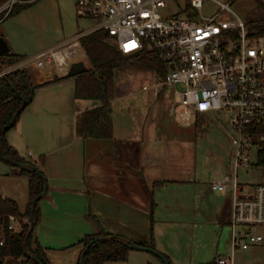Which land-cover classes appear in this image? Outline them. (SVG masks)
Wrapping results in <instances>:
<instances>
[{
	"label": "crops",
	"instance_id": "obj_1",
	"mask_svg": "<svg viewBox=\"0 0 264 264\" xmlns=\"http://www.w3.org/2000/svg\"><path fill=\"white\" fill-rule=\"evenodd\" d=\"M57 50L41 58V63H30L34 57L13 66L34 69V84L42 86L35 89L31 103L6 133L9 145L20 157L38 166L40 158H44L41 170L47 187L39 202L40 221L34 235L45 249L49 263L78 264L82 250L79 242L101 229L135 244L152 242L154 249L171 263L163 238L169 224L186 222L178 217L179 199L184 195L189 199V213H201L211 224L221 222L223 208L218 196L223 197L228 205V223L229 197L215 194L209 186L222 174L207 179L200 174L195 161L187 157L189 164L184 165L185 153L178 146L173 147L168 126H160L157 120L150 123L146 116H137L135 124L116 122L110 100L106 115L100 116L88 132L77 131L83 112L102 102L76 98L74 77L51 82L54 76H64L74 63L70 57L58 55ZM42 62L52 64L61 73L50 71L43 75L45 67L40 71L36 65ZM228 170L229 163L224 173ZM0 192L19 207L12 191L6 192L0 186ZM27 205L28 201L23 208ZM226 238L230 243V236ZM200 261L198 264L211 262ZM106 264L163 263L151 253L130 249L125 261Z\"/></svg>",
	"mask_w": 264,
	"mask_h": 264
},
{
	"label": "built area",
	"instance_id": "obj_2",
	"mask_svg": "<svg viewBox=\"0 0 264 264\" xmlns=\"http://www.w3.org/2000/svg\"><path fill=\"white\" fill-rule=\"evenodd\" d=\"M23 1L0 4V15L4 14L0 22L14 3ZM73 1L81 16L96 22L90 31L104 29L122 54L146 53L160 60L165 71H153V82L142 90H149L154 99L166 87L173 88L180 122H194L207 114L220 118L229 138L231 159L229 170L209 186L215 194L229 197L230 254L217 256L213 264H235L236 251L264 241L258 232L264 228V183L239 178L249 169H264V44H259L264 36L250 37L247 23L233 13L229 3H220L217 12L204 18L199 10L208 0H181L190 1L197 12L195 20L179 12L164 14L171 1L180 0ZM83 35H77L57 54L76 58ZM45 55L34 59L39 61ZM11 69L13 66L1 69L0 78ZM7 219L6 229L16 231L17 217L8 215ZM4 245L5 227L1 224L0 246Z\"/></svg>",
	"mask_w": 264,
	"mask_h": 264
},
{
	"label": "rangeland",
	"instance_id": "obj_3",
	"mask_svg": "<svg viewBox=\"0 0 264 264\" xmlns=\"http://www.w3.org/2000/svg\"><path fill=\"white\" fill-rule=\"evenodd\" d=\"M184 3L181 0L171 1L163 12L164 14L181 12ZM220 3H229L233 13L247 23L255 24L264 21V0H208L204 1L200 8V16L206 18L217 12ZM0 24V35H2L1 32L5 34L2 36L10 50L22 54L24 59H30L41 53L47 56L51 51L75 39L78 32L90 33V29L96 22L81 16L73 0H32L28 7L6 18ZM108 42L112 44L115 40L108 38ZM259 44H264V37L259 39ZM76 51L78 54L72 62H83L88 69L90 64L81 45ZM36 61L34 59L30 63ZM36 65L40 71L44 69L42 67H45L43 75L50 71L56 72V75L61 73L52 64L42 62ZM26 68L30 72L34 71L31 67ZM113 78L115 92L110 108L116 122L122 120L135 124L137 116L142 118L146 116L150 123L157 120L160 126H168L167 132L173 138L171 139L173 147L178 146L180 152L184 151L185 158L194 160L200 174L207 179H212L224 173L227 163H230L231 149L228 135L217 115L207 114L194 122H180L176 115L177 94L173 88L166 87L154 99L150 97L149 90H142L143 85L153 82V71L122 64L113 69ZM122 93L129 95L120 97L123 96ZM187 158L184 165L189 164ZM13 168L0 159V186L6 192H13L19 203V210L23 213L24 211L21 210H25L23 207L28 201L27 178L12 174ZM13 176L14 178L10 179ZM239 178L252 179L253 183H264V169H249L246 176L241 174ZM218 198L223 208L222 217L221 222L213 224L208 223L206 216L203 217L201 213L194 215L189 213L187 205L189 199L185 195L179 199L178 217H182V220L186 222L179 220L169 224L167 234L163 238L171 259L169 264H198L200 260V262L211 261L218 253L230 254V244L226 238L230 235L226 221L228 205L223 197L218 196ZM180 210L182 212H179ZM15 228L18 229V225ZM258 232L264 237V228H259ZM108 262L113 261H106L103 264ZM234 262L235 264H264V241L260 245L236 251Z\"/></svg>",
	"mask_w": 264,
	"mask_h": 264
},
{
	"label": "trees",
	"instance_id": "obj_4",
	"mask_svg": "<svg viewBox=\"0 0 264 264\" xmlns=\"http://www.w3.org/2000/svg\"><path fill=\"white\" fill-rule=\"evenodd\" d=\"M6 0H0V4ZM32 0L14 3L3 21L19 13L28 7ZM184 8L178 15L191 19H198L197 12L190 6V1H185ZM4 14L0 15V19ZM247 23V22H246ZM247 32L250 37L264 36V21L258 23H247ZM2 36V35H0ZM108 33L104 29L93 30L80 37L79 43L86 53L90 67L83 74L74 77V94L76 98L99 99L102 104L94 109L83 112L79 121L77 131L88 132L94 122L106 115L110 100L114 91L113 69L120 65L156 71L163 73L160 60L150 54L124 55L116 47L115 43L108 42ZM24 59L10 50L0 54V70L4 67L14 66ZM70 78L68 76L55 77L53 81ZM50 83V82H48ZM48 83H44L48 84ZM42 85L34 84L33 75L28 68H13L5 76L0 78V159L14 166L12 174L27 178L28 205L23 213L20 212L17 202L5 198L0 192V227H5V245L0 246V264H36L33 259L41 264H50L45 249L35 238L34 228L40 221L39 198L33 208V228L28 234L30 227V209L34 198L39 197L45 190L47 183L41 168L44 166V158H40V165L20 157L17 151L9 145L6 139L7 131L14 127L21 112L31 103L36 88ZM24 108L19 114H15L22 103ZM9 122V129L5 125ZM39 169V173L33 170ZM153 205V202L151 203ZM8 215H14L19 220L16 231H8ZM82 250L87 247L83 258L78 264H103L106 261L121 262L127 259L132 241L119 235L111 234L101 229L97 234L86 235L80 242ZM144 247L154 249L152 242L142 244ZM163 255V254H162ZM169 262L166 255H163ZM19 259L21 260L19 263ZM214 261L205 264H213Z\"/></svg>",
	"mask_w": 264,
	"mask_h": 264
},
{
	"label": "water",
	"instance_id": "obj_5",
	"mask_svg": "<svg viewBox=\"0 0 264 264\" xmlns=\"http://www.w3.org/2000/svg\"><path fill=\"white\" fill-rule=\"evenodd\" d=\"M9 51V47L7 45V42L5 41V38L3 36H0V54H4V53H7ZM87 71V67L84 65L83 62H74L70 65L67 73L64 75V76H68V77H75L77 75H80V74H83ZM25 106V103L23 102L21 107L19 109H17L16 111V115L19 114L21 112V110L24 108ZM10 125H9V122H7V124L5 125V130L9 129ZM33 170L37 173H39V169L37 167H33ZM46 192V185H45V190L44 192L39 196V197H36L32 200L31 202V209H30V227H29V231H28V234L31 232L32 228H33V221H32V213H33V208L37 202V200L39 198H41ZM130 249H134V250H142V251H145V252H148V253H151L153 254L154 256H156L158 259H160L162 261L163 264H169L168 260L159 252L157 251L156 249H153V248H150V247H144L142 245H139V244H135V243H132L130 245ZM87 250V247H85L83 249V251L81 252L80 254V260L83 258L84 256V253L86 252ZM36 264H41L38 260L36 259H33Z\"/></svg>",
	"mask_w": 264,
	"mask_h": 264
}]
</instances>
